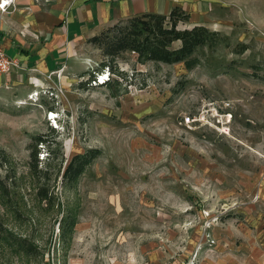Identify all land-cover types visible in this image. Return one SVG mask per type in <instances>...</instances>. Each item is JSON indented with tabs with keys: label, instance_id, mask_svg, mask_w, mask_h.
Returning <instances> with one entry per match:
<instances>
[{
	"label": "rangeland",
	"instance_id": "1",
	"mask_svg": "<svg viewBox=\"0 0 264 264\" xmlns=\"http://www.w3.org/2000/svg\"><path fill=\"white\" fill-rule=\"evenodd\" d=\"M182 2V26L228 35L191 69L123 51L119 84L86 74L36 100L0 87V220L36 248L1 237L0 264H264V0ZM81 51L82 71L97 68L100 49L86 41ZM43 132L60 143L54 177L62 158L102 149L72 188L53 180L54 204L37 198L29 164ZM67 208L78 221L63 245Z\"/></svg>",
	"mask_w": 264,
	"mask_h": 264
},
{
	"label": "trees",
	"instance_id": "2",
	"mask_svg": "<svg viewBox=\"0 0 264 264\" xmlns=\"http://www.w3.org/2000/svg\"><path fill=\"white\" fill-rule=\"evenodd\" d=\"M190 11L182 5L175 4L168 12L146 10L142 13L132 14L127 17H120L114 23L104 26L99 32L87 36L86 41L98 47L102 53L101 61L97 68L81 71L78 75L89 74L88 83L108 69L111 73L117 74L116 79H111L109 73L102 82L110 85L113 82H121L118 78L125 76L123 70L116 66V59L123 51H133L136 53L137 61L145 63L153 61L156 63H176L183 62L188 69L200 64V50L208 48L216 50L220 43L228 39V35L219 30L209 27L203 23H193L190 26H182L181 23L189 22ZM179 41L177 45H173ZM248 48L247 44L241 43V48L237 51L243 52ZM229 70V69H225ZM78 86H84L85 82L78 81ZM43 93L40 97L42 98ZM56 130L57 127H51ZM30 153V169L34 175L37 186L36 196L44 203L54 204L56 201L55 183L53 180L61 176L63 186L72 188L75 182L83 174L89 164H91L102 153V149L97 146H89L84 151L74 152L71 158L64 165V158L56 171L51 168V158L55 159L54 145H59L55 135L51 137L43 132L33 137ZM48 146V151L45 149ZM47 152V153H45ZM46 156L43 166L42 162ZM57 157V156H56ZM0 190L7 191V182L0 175ZM78 217L71 208H67L59 221L60 239L65 245L72 235V231ZM2 235V236H1ZM5 237L16 247L23 250L28 255L35 253V246L29 243L26 237L12 232H7L2 228L0 220V238Z\"/></svg>",
	"mask_w": 264,
	"mask_h": 264
},
{
	"label": "crops",
	"instance_id": "3",
	"mask_svg": "<svg viewBox=\"0 0 264 264\" xmlns=\"http://www.w3.org/2000/svg\"><path fill=\"white\" fill-rule=\"evenodd\" d=\"M175 4L187 7L182 0H16L9 11L0 10V42L21 67L0 74V87L20 99L27 98L33 81L75 82L83 70L81 48L87 36L120 17L168 12Z\"/></svg>",
	"mask_w": 264,
	"mask_h": 264
},
{
	"label": "built area",
	"instance_id": "4",
	"mask_svg": "<svg viewBox=\"0 0 264 264\" xmlns=\"http://www.w3.org/2000/svg\"><path fill=\"white\" fill-rule=\"evenodd\" d=\"M16 3V0H0V10L2 12L9 11V8ZM21 67L20 59L17 56L7 54L4 47L1 45L0 42V74H10L11 71H13L16 68ZM57 74H60V71H57ZM53 72L48 74V76H52ZM107 74L104 75L103 72L98 75L97 81L102 82L104 78H106ZM33 88L30 90L27 94L28 99L30 100H36L38 97H40L43 93L44 94H52L53 88L56 87L54 84L46 83L42 85H38L36 81H33ZM53 87V88H52ZM58 88V86L56 87ZM60 90L62 88H59ZM53 109H48L47 113L52 114V116L49 115V118H54L57 114L53 113Z\"/></svg>",
	"mask_w": 264,
	"mask_h": 264
}]
</instances>
